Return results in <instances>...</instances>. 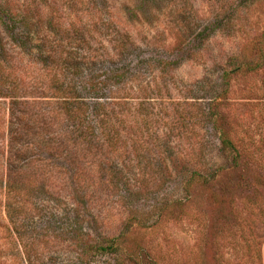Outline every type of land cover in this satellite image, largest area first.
Instances as JSON below:
<instances>
[{
  "label": "trees",
  "instance_id": "16d2710c",
  "mask_svg": "<svg viewBox=\"0 0 264 264\" xmlns=\"http://www.w3.org/2000/svg\"><path fill=\"white\" fill-rule=\"evenodd\" d=\"M129 1L124 8L141 22L159 13L154 7L157 0ZM80 4L87 5L88 16L69 24L60 16L7 21L0 6V83L10 97L5 217L0 219L7 248L1 249L10 254L12 264H41L40 251L65 233L86 241V253L119 255L122 239L130 238L133 230H149L165 210L189 201L194 181L211 180L203 174L210 171L206 161L197 159L195 148L188 150L193 161L180 169L190 172L179 186L184 198L158 201L159 195L156 206H151L157 217L154 223L135 203L128 216L121 217L119 233L105 231L113 229L120 207L133 198L150 200L172 178L168 162L178 158L167 156L163 138L156 135V125L164 123L162 111L170 105L154 103L156 113L148 96L150 86L162 93L172 90L176 81H170L166 61L157 67L154 56L142 54L131 30L117 26L108 1L73 0L76 13ZM244 62L227 67L224 78H231L235 69H256L253 62ZM196 110L187 107L188 114L180 111L178 118L186 125ZM214 123L222 143L236 149ZM81 204L83 209L76 208ZM98 206L106 210L101 217L105 226L95 234L84 228L82 212L91 216ZM66 207L68 216L60 215ZM91 226L95 229V224ZM261 255L257 249L255 256Z\"/></svg>",
  "mask_w": 264,
  "mask_h": 264
},
{
  "label": "rangeland",
  "instance_id": "374dc122",
  "mask_svg": "<svg viewBox=\"0 0 264 264\" xmlns=\"http://www.w3.org/2000/svg\"><path fill=\"white\" fill-rule=\"evenodd\" d=\"M105 1L118 18L117 26L131 30L136 37L142 54L154 56L157 67L162 66L161 60L169 64L170 81H176V85L162 93L150 86L147 96L150 109L156 108L154 103L158 102L170 105L162 111L161 118L165 119L162 125H156V135L163 138L167 156L178 158L177 162H168L173 175L161 191L150 200L145 196L133 198L125 209L120 207L113 229L105 231L119 233L121 217L128 216L135 203L148 211L147 216L154 223L157 217L151 206H156L159 195L158 201L184 198L186 194L179 186L190 172L180 169L193 161L188 150L195 148L197 159L199 156L206 161L210 171L203 174L211 180L209 184L194 181L188 189L189 201L165 210L161 220L150 227L151 231L133 230L130 238L122 239L119 255L86 253V241L60 231L65 236L40 251V263L264 264V0H157L154 7L159 13L145 22L127 13L124 6L130 5L129 0ZM0 6L7 21L11 17L20 21L25 16L47 21L60 16L69 24L73 18L89 13L86 4H80L81 11L76 13L73 0H0ZM238 61L253 62L256 69L233 67L231 78L225 79L226 68ZM187 107L198 110L192 123L184 125L178 117L180 111L188 114ZM9 108L8 90L0 83L1 220L5 217V128ZM154 111L158 113L159 109ZM214 122L236 149L222 143ZM83 207L81 204L76 208ZM97 210L91 216L85 209L82 212L86 218L84 228L95 234L105 226L101 217L105 218L106 210L100 206ZM69 212L66 207L60 215L68 216ZM91 224H95V229ZM3 232L0 226V264H12L10 254L1 249L7 248ZM85 239L88 241L87 236ZM257 249L261 250V258L255 256Z\"/></svg>",
  "mask_w": 264,
  "mask_h": 264
}]
</instances>
